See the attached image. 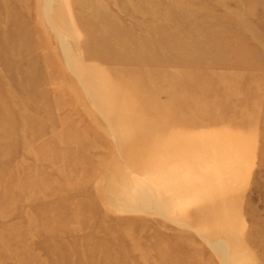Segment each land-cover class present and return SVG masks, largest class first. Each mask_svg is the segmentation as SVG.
<instances>
[{
    "label": "rangeland",
    "instance_id": "1",
    "mask_svg": "<svg viewBox=\"0 0 264 264\" xmlns=\"http://www.w3.org/2000/svg\"><path fill=\"white\" fill-rule=\"evenodd\" d=\"M0 264H264V0H0Z\"/></svg>",
    "mask_w": 264,
    "mask_h": 264
},
{
    "label": "bare ground",
    "instance_id": "2",
    "mask_svg": "<svg viewBox=\"0 0 264 264\" xmlns=\"http://www.w3.org/2000/svg\"><path fill=\"white\" fill-rule=\"evenodd\" d=\"M176 98V97H175ZM179 100V99H178ZM180 102V101H179ZM183 102V101H182ZM134 145L132 144V145H129V148H131V147H133ZM150 156V155H149ZM145 162H140V163H138V165L139 166H146V162H147V165H150V166H152V165H157L158 166V164H160V162H159V160H158V156H154V157H148L147 159H143ZM141 161V160H140ZM154 163V164H153ZM154 167H156V166H154Z\"/></svg>",
    "mask_w": 264,
    "mask_h": 264
}]
</instances>
